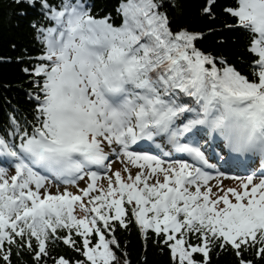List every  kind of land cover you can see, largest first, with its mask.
Returning <instances> with one entry per match:
<instances>
[{
    "label": "trees",
    "instance_id": "16d2710c",
    "mask_svg": "<svg viewBox=\"0 0 264 264\" xmlns=\"http://www.w3.org/2000/svg\"><path fill=\"white\" fill-rule=\"evenodd\" d=\"M81 1L86 3L91 18L123 25L121 7L129 0H0V137L4 141L15 142L32 131L40 137L44 130L47 116L41 104L47 81L42 71L48 67L44 63L48 53L45 33L54 23V12L60 13L68 6L75 8ZM238 1L149 0L159 16V25L163 26L160 36L168 39L171 67L169 72L164 67L145 68L151 86L135 89L136 96L151 98L154 105L164 103L171 109V121L182 119L192 123V117L197 116L202 122V111L211 106L215 126L222 123L226 109L248 104L255 97L261 98L263 102L259 104L264 105L258 56L250 49L253 30L240 23L232 12L238 8ZM198 60L203 61L202 82L200 93L193 97L194 87L188 83V77ZM162 61L165 63L164 57ZM221 89H228L242 103L231 101L227 105ZM200 94L205 97L201 99ZM122 202L124 216L110 208L106 219L103 217L99 223L104 234L112 239V249L119 261L191 264L173 256L171 241L165 234L151 230L143 234L131 203L125 198ZM0 217L13 224L12 230H0V264H91L84 257L79 227L70 228L66 215L60 222L52 216L37 230L13 213L7 217L0 211ZM180 236L186 245L196 247L191 254L193 264H264V234L235 245L213 233L209 226L195 224L184 228ZM93 238L97 240L95 234ZM203 245L207 255L201 250Z\"/></svg>",
    "mask_w": 264,
    "mask_h": 264
},
{
    "label": "rangeland",
    "instance_id": "374dc122",
    "mask_svg": "<svg viewBox=\"0 0 264 264\" xmlns=\"http://www.w3.org/2000/svg\"><path fill=\"white\" fill-rule=\"evenodd\" d=\"M121 9L124 14V23L121 26L111 25L105 19L84 17L81 10L73 11L71 16L76 21H81L80 26L82 27L80 29L76 27L75 30H79L84 34L83 40L87 43L84 52L85 57L94 64V70L100 83L109 89L115 86L117 88L128 87L132 84L150 85V78L142 77L141 69L144 67L157 70L159 67H164L167 72L170 71L171 64H168V61L171 62V54L169 52L170 46L167 44L168 39L167 37L160 36L163 26L159 25V16H156L157 12L154 11L149 0H129L126 4L122 5ZM232 12L239 17L241 23H252L257 32L264 36V0H247L245 4L243 2L240 7L232 10ZM52 16L58 24H65L64 13H53ZM161 46H163V49H161ZM254 50L264 59V44L256 42ZM163 57L165 58V63L162 61ZM86 76L84 75L83 79H86L89 83V87L87 88L88 95L96 102L98 107L105 111L106 99L96 95V92L100 91L97 87V78L92 77L90 74ZM152 83L159 85L161 82L152 81ZM52 98L54 120L59 128L60 144L70 149L80 145L92 146L91 142L96 137V134L88 120V115L83 110L78 109L75 93L73 91L64 93L63 84L54 82ZM118 111L121 115L117 122L123 128L125 123L129 124L131 120L126 114H123L122 108ZM105 113L108 116V113ZM104 125H106L110 135L113 136L115 143L112 151L113 156L107 164V168H110L113 172L119 169L118 175L115 174V177L118 184L123 182L126 185L124 194L127 195L129 202L134 208V217L142 233L146 234L149 230L156 233H165L167 240L171 241L170 246L173 256L179 258L181 262L193 264L191 254L196 247L186 245L185 239L179 236L183 229L191 223L193 219L191 215L192 211L186 210L183 203L170 202L166 198V195L171 194L170 190L162 191L156 188L151 190L149 195L145 191V187H143L146 184L155 183L156 185L158 181L164 180L163 175L165 172H169L172 175L171 170L179 172L180 169H184L183 167L187 168L190 166V162L173 160V156L165 157L163 161H159L154 157L143 158L131 152L125 154L118 145L119 130L115 126V121L107 117ZM122 134L126 137V146L129 147L128 130L124 129ZM99 140L105 144L103 139L100 138ZM196 169H193V173ZM106 173L107 177H104V182H96L91 185V189L95 193L91 192L89 198L84 200L83 203H77V207L73 210L76 211L83 229L85 259L91 264H111L112 262L126 264L125 261H119L116 257L112 249V239L108 238L101 229L97 218L98 215H95V213L100 215L102 208L99 207L98 203L95 206L92 205L94 198L100 192V186L107 185L108 181L111 180H106V178H110L112 173L110 174L109 171ZM96 178L98 176L93 174L91 180H95ZM253 179L254 184L260 181L258 178ZM44 181L45 183L38 189V183H32L28 179L29 190L33 192L40 191L44 198L62 196L68 192L67 187H62L57 182ZM218 181H222V184L218 183ZM231 182V180L225 178L214 179L209 182V185L202 188H208L207 191L213 195L215 191L221 188V185L226 186ZM262 182H264V179ZM89 183L90 181L87 178L80 181L74 189H69V196L72 197L71 195L73 194L80 196L81 191ZM197 185L202 186L201 182L197 183ZM237 185L242 190L245 183ZM257 187L260 190H264V186ZM191 189L195 190L196 188L192 187ZM225 191V189H220L219 192V195L223 196V201H225ZM110 195H113V192ZM205 198L208 201V194H205ZM218 202L221 203L222 201L218 200ZM114 204L115 201L113 202ZM82 205L85 206L82 207ZM122 206V202L115 204V210L120 216L124 215ZM105 212L108 213L109 209H105ZM233 212L236 217V220L233 221L227 219L226 213L220 212L221 222L225 226L222 236L226 241L236 245L237 241L246 242L248 239H253L258 230H264V210L248 209L247 202L239 198L236 201ZM216 220L218 219L216 218ZM94 230H96L98 235V240L96 241L92 237ZM201 250L206 255L208 254L205 245L201 246Z\"/></svg>",
    "mask_w": 264,
    "mask_h": 264
},
{
    "label": "bare ground",
    "instance_id": "6f19581e",
    "mask_svg": "<svg viewBox=\"0 0 264 264\" xmlns=\"http://www.w3.org/2000/svg\"><path fill=\"white\" fill-rule=\"evenodd\" d=\"M237 150H239V151H242L243 152V150H241V149H236V150H233L234 152H239V151H237Z\"/></svg>",
    "mask_w": 264,
    "mask_h": 264
}]
</instances>
